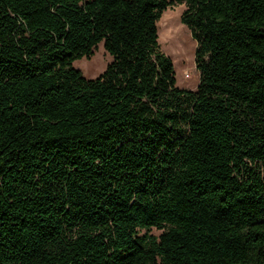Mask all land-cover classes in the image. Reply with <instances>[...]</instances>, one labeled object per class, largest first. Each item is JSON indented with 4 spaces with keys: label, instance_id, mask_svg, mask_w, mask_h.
I'll return each mask as SVG.
<instances>
[{
    "label": "trees",
    "instance_id": "trees-1",
    "mask_svg": "<svg viewBox=\"0 0 264 264\" xmlns=\"http://www.w3.org/2000/svg\"><path fill=\"white\" fill-rule=\"evenodd\" d=\"M0 264H264V0H0Z\"/></svg>",
    "mask_w": 264,
    "mask_h": 264
},
{
    "label": "rangeland",
    "instance_id": "rangeland-1",
    "mask_svg": "<svg viewBox=\"0 0 264 264\" xmlns=\"http://www.w3.org/2000/svg\"><path fill=\"white\" fill-rule=\"evenodd\" d=\"M184 9L182 2L172 4L162 12L157 21L158 42L161 50L172 60L176 85L193 90L199 82V72L195 66L196 41L180 20ZM110 59L111 56L104 50L102 43H99L88 58L83 56L75 59L73 66L84 77L94 78L105 69ZM159 232L160 230L151 229L153 234Z\"/></svg>",
    "mask_w": 264,
    "mask_h": 264
},
{
    "label": "bare ground",
    "instance_id": "bare-ground-1",
    "mask_svg": "<svg viewBox=\"0 0 264 264\" xmlns=\"http://www.w3.org/2000/svg\"><path fill=\"white\" fill-rule=\"evenodd\" d=\"M184 39V38H183ZM187 76V75H186Z\"/></svg>",
    "mask_w": 264,
    "mask_h": 264
}]
</instances>
